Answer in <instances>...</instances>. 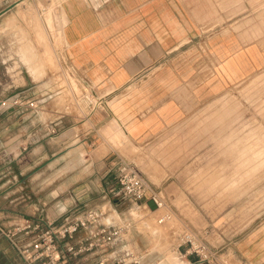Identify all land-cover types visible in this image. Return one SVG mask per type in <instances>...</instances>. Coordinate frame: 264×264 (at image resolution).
Segmentation results:
<instances>
[{"label":"rangeland","instance_id":"obj_1","mask_svg":"<svg viewBox=\"0 0 264 264\" xmlns=\"http://www.w3.org/2000/svg\"><path fill=\"white\" fill-rule=\"evenodd\" d=\"M12 1L0 0V8ZM62 2L25 0L0 18V24L9 15L13 19L0 30V100L30 93L38 111L40 102H50L49 107L73 118L43 149L22 126L10 131L7 122L0 129V229L9 230L24 218L53 220L95 209L119 224L132 223L130 237L151 253L146 264H165L184 230L213 248L217 261L210 264H249L248 245L264 242V68L236 82H219L218 64L210 63L208 100L201 104L200 93L194 94L192 118L181 125L186 134L162 135L145 148L131 145L125 135L108 134L112 149L159 189L167 206L153 213L152 206L115 202L104 198L108 163L103 156L109 139L84 140L90 113L102 104L66 63L68 19ZM234 2L213 8L210 17L218 20L210 22V32H235L247 44L254 41L250 30L264 36V0ZM260 44L264 47L263 39ZM169 211L172 220L158 224ZM153 224L160 229L157 236ZM0 250L20 264L8 240L0 238Z\"/></svg>","mask_w":264,"mask_h":264},{"label":"crops","instance_id":"obj_2","mask_svg":"<svg viewBox=\"0 0 264 264\" xmlns=\"http://www.w3.org/2000/svg\"><path fill=\"white\" fill-rule=\"evenodd\" d=\"M226 1L63 0L68 19L66 63L102 104L91 111V128L84 140L95 144L109 139L103 156L108 163V194L104 198L124 200L117 196L115 181V163L123 156L112 149L108 128H120L131 145L141 148L168 133L186 134L187 128L181 125L192 118L194 94L200 93L201 104L208 100L210 63L218 64L219 82H236L264 68V47L260 44L264 36L250 30L248 37L254 41L247 44L235 32H210V22L218 20L210 17L213 8L236 5L234 0ZM24 3L9 2L0 12L13 5L9 13ZM9 95L7 98L16 94ZM45 103L42 106L40 102L41 110L35 114L1 109L0 129L7 122L10 131L22 126L25 134L30 132L32 143L46 148L54 138L51 130H63L73 118ZM43 107H47L45 112ZM99 212L108 217L107 212ZM108 220L117 223L114 218ZM150 228L154 236L161 233L154 224ZM169 255L166 258L180 264L174 252ZM247 257L249 264H264V242L249 244ZM11 259L0 250V264H13Z\"/></svg>","mask_w":264,"mask_h":264},{"label":"built area","instance_id":"obj_3","mask_svg":"<svg viewBox=\"0 0 264 264\" xmlns=\"http://www.w3.org/2000/svg\"><path fill=\"white\" fill-rule=\"evenodd\" d=\"M37 99L30 93L0 101V111L38 112ZM56 134L57 130H51ZM117 196L133 205L166 208L165 198L128 160L115 163ZM172 211L158 218L164 224ZM132 223L117 224L95 209L50 218H24L9 230L0 229L20 264H146L151 253L140 250L130 237ZM181 264H210L217 261L213 248L190 230L178 234L175 251Z\"/></svg>","mask_w":264,"mask_h":264},{"label":"bare ground","instance_id":"obj_4","mask_svg":"<svg viewBox=\"0 0 264 264\" xmlns=\"http://www.w3.org/2000/svg\"><path fill=\"white\" fill-rule=\"evenodd\" d=\"M23 2V1H22ZM42 3V2H41ZM10 17L11 16H9V17H7V19L5 20V24H10L11 22H13V19H12V21L10 20ZM10 22V23H9ZM4 23V22H3ZM11 25V24H10ZM6 26V25H5ZM8 27V26H7ZM2 27L0 26V30H2L1 29ZM5 29V28H4ZM21 51V50H20ZM23 51V50H22ZM21 51V52H22ZM20 55H22V54H20ZM24 55H25V53H24ZM24 57L25 56H23V59H24ZM24 61H26V60H24ZM29 61H31V60H29ZM31 63H33V62H30V64ZM26 64V63H25ZM33 65V64H32ZM38 65V64H37ZM31 66V65H30ZM33 67H34V65H33ZM34 68H36V66L34 67ZM34 68H32V69H34ZM38 69V68H37ZM40 70V69H39ZM39 70H37V72L39 71ZM36 71H33V73H35ZM39 75V74H38ZM35 77H36V75H35ZM93 108V107H92ZM119 126V125H118ZM115 127V126H114ZM118 129H120V128H118ZM118 129L117 130H114L113 129V127L111 128H108V134L110 135H113L115 138H118L119 139V137H121L122 135H126L125 134V132H121V131H118ZM118 141V140H117ZM150 209L152 210V212L153 213H155V212H157V211H159V210H156L155 209V207H150ZM115 218V217H114ZM169 254V253H168ZM171 254V253H170ZM170 256V255H169ZM166 258V257H165ZM173 258V257H172ZM164 262H166L165 264H174V259H171V258H166L165 259V261ZM159 264H161V263H159Z\"/></svg>","mask_w":264,"mask_h":264},{"label":"water","instance_id":"obj_5","mask_svg":"<svg viewBox=\"0 0 264 264\" xmlns=\"http://www.w3.org/2000/svg\"><path fill=\"white\" fill-rule=\"evenodd\" d=\"M12 8H13V5H10V6L6 7L5 9H3V10L0 12V16L4 15V14L7 13L8 11H10Z\"/></svg>","mask_w":264,"mask_h":264}]
</instances>
